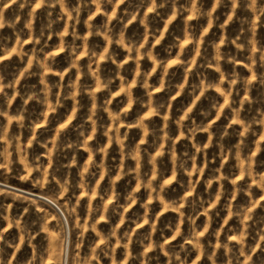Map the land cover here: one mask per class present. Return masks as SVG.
<instances>
[{
	"label": "rangeland",
	"instance_id": "374dc122",
	"mask_svg": "<svg viewBox=\"0 0 264 264\" xmlns=\"http://www.w3.org/2000/svg\"><path fill=\"white\" fill-rule=\"evenodd\" d=\"M216 2L177 0L176 4H172L169 0V3L160 7V0H103L101 11L96 12L94 5L82 6L76 19H73L75 14L69 15L64 9L70 11L77 0H30L22 12L16 3H11L5 9V19L20 15V20L15 30L9 25L0 28V89H3L0 91V136L4 137L0 139V149L13 136L19 137L22 148L27 149L25 154L14 151L8 145L11 163L7 164V169L3 167L7 161L0 158V181L12 186L0 185V188H4V191H0V213H3L0 215V245L11 264H31L33 259L38 264H61L57 259V241L62 236L67 237L68 264H78L77 257L90 260L91 264H140L137 255L150 256V264H168L166 252L178 248L181 243L185 244L181 258L186 257L187 264H213V261L215 264H227L232 259V253L239 252V244L232 238L238 236L240 231L248 234L244 238L245 246L239 264H249V257L252 264L264 262V232L260 231L264 227V125L253 122L264 119L261 116L264 113V11H261L264 9V0H222L213 8ZM153 4L157 7L153 8ZM181 6L184 11H180ZM194 9L211 11L212 23L209 24L210 18L207 16L193 15ZM29 19L33 24L31 31L25 28V22ZM142 19L147 20V30L141 23ZM49 20L54 21L53 29L46 30L45 35L36 41L40 28ZM89 23L98 27L108 23L112 31L105 37L91 31ZM73 24L80 33V38L75 40L78 64L85 68L89 63L93 68L98 64L100 82L111 79V93L107 89L97 88L93 75L87 71L78 72L74 66L64 72L62 83L65 87L53 88V96L49 98L48 104H55V93L63 96L72 81L81 86L71 89L77 93L75 100L70 97L64 99L54 111H48V105L27 98V93L42 87L40 76L43 69L36 63V55L43 58L47 53H53L51 66L54 71L44 75L49 83L61 81L59 73L68 68L74 58L68 47L59 48L61 33L65 43L72 44ZM188 24L191 25L190 30ZM21 29L24 31L18 36ZM121 31L124 32V42H135L139 52L130 53L118 42ZM189 35L194 37L196 44L188 38ZM222 39L224 43H221ZM215 44H220L221 70L225 74L235 71L240 77L233 85H229L227 80L221 84L224 90L230 89L227 99L232 107L224 104L225 97L217 88L204 87L206 84L218 83L220 79V71L213 66ZM237 44L243 47L238 49ZM36 49H42V52L36 53ZM105 49L108 51L105 52ZM89 50L97 52L93 61L88 59ZM145 50L150 51L156 59L164 60L168 67L166 75L160 65L144 54ZM134 56L139 57L141 69L151 71L155 68L150 77V83L153 84L151 94L155 101L167 103L168 107L164 111L150 112L155 104L147 103L149 97L139 82ZM228 56H232L234 61L228 62ZM249 57L253 60L250 61ZM29 60H32L31 64ZM173 60L176 63H171ZM118 64L122 68L118 69ZM118 70L124 81L116 75ZM161 79L169 87L160 88ZM84 87L96 90L97 102L111 99L107 107L111 111L126 110L127 116H123L117 125L108 111L99 110L94 118L98 124L108 127L97 128L93 132L91 122H85L86 117L92 114L93 101L82 90ZM126 87L132 89L134 97L130 107L127 106L125 93L121 91V88ZM213 104L215 108H212ZM233 107H241L239 122L232 111ZM210 108L211 115L205 118L202 112ZM44 112H47L46 118L42 115ZM18 115L23 118V125L13 118ZM141 117L151 129L147 134L136 124V120ZM178 119L182 121L179 126L175 123ZM209 120L211 124L207 130L198 131L195 137L189 139L187 135H180L181 131H186L185 125L208 124ZM250 122L251 129L245 132L243 125ZM61 124L64 125L62 129ZM81 126L85 129V138L90 137L88 147L83 146L84 138L79 136ZM117 126L125 148L129 151L139 150V162L122 153L116 140L110 139L113 127ZM226 127L228 134L221 137ZM209 132L213 133L211 144ZM165 133L175 139L177 156L183 158L185 152L189 156L195 153L196 167L203 171H192L189 178L186 172L178 170L172 177L174 166ZM70 141H78L80 146L71 149L56 146ZM193 142L202 145L203 150L197 152ZM238 144L239 149L235 147ZM97 146L104 147L105 152L89 151V148ZM49 149L51 157L48 155ZM237 150L240 152L239 157L235 155ZM21 155L26 156L27 167L21 161ZM89 155L95 160L103 158L107 165V174L103 177L95 166L90 168L86 176L97 195H92L88 188L75 187L80 180L79 172L83 170V164L90 163ZM73 157L76 163L67 167ZM151 157H155V165L151 163ZM37 158L47 171V176L34 167L33 162ZM137 163L142 174L141 182L145 173L152 178L155 168L157 183L168 181L159 195L164 201H179L178 207L184 212V216H181L175 208H165L163 202L154 196L150 201L152 214L149 219L158 227L153 231L152 239L143 243L144 234L152 231L149 223L140 222L137 227L135 224L130 225V219H135L143 212L141 202L148 199L149 193L143 186L137 190L138 199L124 213L127 219L123 223L119 215L111 212L115 201L107 199L108 195L119 193L118 199L124 203V197L136 187L138 181L132 174H126L114 183L112 178L119 171L135 168ZM191 164L189 160L190 170ZM189 179L196 182V188L192 191L187 187ZM57 180L60 183L68 180L72 187L64 192ZM208 181H211L210 185ZM17 188L43 197L27 194ZM216 193H220L218 200ZM104 194L107 195L101 200ZM199 198L209 202L216 200L208 214L199 207ZM193 199L197 200L196 208L199 210V215L195 217L196 230L202 233L199 249L194 246L189 235L192 224L188 217L193 214ZM105 204L109 209L107 213L103 211ZM93 207L101 211H90ZM102 215L104 219H101ZM92 224L96 225L95 230L90 226ZM169 224L173 226L172 230L164 227ZM115 225H119L118 234L129 230V227L133 229L132 239L127 241L128 248L125 249L123 243L116 244L113 238L114 254L105 255L101 251L97 258L93 248H103V235ZM177 225L181 234H174ZM205 225H208L207 231L204 230ZM80 232L84 233L82 240ZM216 232L219 236L213 235ZM210 240L211 246L208 244ZM157 241L164 243L165 248L148 247V244ZM226 241H230L231 251L223 247ZM213 252L215 255L210 259ZM129 253L132 254L130 259Z\"/></svg>",
	"mask_w": 264,
	"mask_h": 264
},
{
	"label": "clouds",
	"instance_id": "9594fccd",
	"mask_svg": "<svg viewBox=\"0 0 264 264\" xmlns=\"http://www.w3.org/2000/svg\"><path fill=\"white\" fill-rule=\"evenodd\" d=\"M53 2H56V0H53ZM222 0H217L216 4L213 5V8H215L219 3H221ZM11 3H16L18 5L19 10L22 12V10L25 8V6L27 4L30 3V0H0V28H2L4 25H9L11 26L14 30L16 28L17 22L20 20V15H16L15 18L13 19H5L4 17V12L5 9L8 8V6ZM103 3V0H77V3L75 4V6L69 11L68 8H65V12H69V15L75 14L73 16V19H76L79 17V14L81 12V7L82 6H93L95 7L96 12L101 11V5ZM169 3V0H160V7H163L165 4ZM172 4H176L177 0H171ZM62 7H64V5H61ZM157 7L156 4H153V8ZM235 7V5H234ZM180 11H184V8L181 6ZM261 11H264V9H261ZM93 15H95V12L92 13ZM175 14V13H173ZM112 15H115V9H113ZM193 15L195 16H199V15H204L209 17V24L212 23V12L209 10H200V9H194L193 10ZM109 20H111V16H109ZM141 23L144 25L145 29L147 30L149 25L147 23L146 19H142ZM53 24L54 21L49 20V22L42 26L39 30V35H37L35 37L36 41H39V39L45 35V31L46 30H52L53 29ZM89 29L97 34L103 35L105 37L108 36L109 33H111L112 29L109 26L108 23H105L102 26H96L94 24L89 23ZM73 30L71 32V36L73 39V43L72 44H66L65 41L63 40V33H61V43L59 45V48H64V47H68L70 49V54L74 57L71 62L68 65V68H65L62 72L59 73L60 77H61V81H57L55 83H49V81L47 80L46 76L44 75V73H48V72H52L54 71L52 65V61L54 59L53 53L49 52L46 55L43 56V58L40 57V55H36V63L43 69V72L41 73L40 76V80H41V85L42 87L37 91V90H33L30 93H27V98L28 100H32V99H36L38 100L40 103L48 105V111H54L56 106L62 104L64 99L67 98H72L73 100H75L77 93L75 91H72L71 89L73 88H80L81 86L76 82V81H72L69 83V85H67L68 91H66V93L61 96L60 93H55V97H56V101L55 104H48L49 98L51 96H53V88H61V87H65V85H63L62 83V78L64 76V72H67L69 68L72 67H76V70L78 72H84L87 71L89 72L91 75L94 76L95 80H96V87L99 89H107L109 93H111V88H110V84H111V79L105 80L103 83L100 82V77H99V72H98V68L99 65L97 64L96 68L92 67V64L89 63L86 68L82 67L78 64V57L75 56V54L78 51V47L75 45V40L80 38V33L77 32L75 30V24H73ZM124 27L126 28L127 25H124ZM223 27V25L221 26ZM25 28L29 31L32 30L33 28V24L32 21L26 20L25 22ZM187 28L190 30L191 25L188 24ZM103 29V31L101 30ZM68 29L66 28L65 31H67ZM207 28L204 29L205 32H207ZM24 30L21 29L20 33H17V35L19 36ZM187 34V33H186ZM161 35H163L161 33ZM189 39L193 40V43L196 44V40L194 39V37L192 35L188 36ZM86 39V38H85ZM124 32L121 31L119 33V43L121 45H123L124 48H126L130 53H136L139 52L140 49L136 46L135 42H129V43H125L124 42ZM185 43H187V40L185 41ZM221 43H224V40H221ZM243 46L240 44H237V48L240 49ZM215 48V54L213 57V66L217 69V71H220V79L218 83L212 84V85H204L205 88L211 86V87H215L217 88L218 91H221L223 96L225 97L224 99V104L225 105H229V107H232V105L229 104V101L227 99V97L230 94V89L229 90H224L223 88H221V84H223L225 82V80H227L229 85H233L237 82V80L240 79V77L238 76V74L233 71L231 73H227L225 74L222 70H221V60H222V53H221V49H220V44H215L214 45ZM6 50V49H5ZM15 50V49H14ZM36 53H40L42 52V49H36L35 50ZM108 50L105 49V52H107ZM169 51H171V49H169ZM197 53H199L200 49L199 47L196 48ZM84 53H81V55H83ZM145 55L149 56L150 59H152L154 61V63L156 65H160L161 66V70L163 71V73L166 75L167 71H168V67L165 64L164 60L162 59H156V57L148 50H145ZM97 56V52L89 50V55H88V59L89 61H93L94 58ZM109 57H111V54L109 53ZM103 58V57H102ZM179 58V54H177V59ZM134 59L136 60V64H137V76L140 78L139 82L141 84V86L146 90L149 99L147 100L148 105H153L155 104L154 107L150 108V112H161L164 111L168 105L165 101H155L154 98L152 97L151 94V88L153 87V84L150 83V77L153 75V73L155 72V68H153L151 71H146L143 70L139 67L140 64V59L139 57L134 56ZM228 62H233L234 58L232 56H228L227 58ZM249 60L252 61L253 58L249 57ZM29 63H32V60H29ZM171 63H176L175 60L171 61ZM187 63V62H186ZM251 66V65H250ZM118 69L122 68V65H117ZM23 74V73H22ZM117 76L120 77L121 81H124L125 78L123 76L120 75L119 70L116 73ZM0 79H2V77H0ZM136 81H134L135 83ZM159 86L160 88H166L169 87V85L166 83V81L164 79H161L159 81ZM180 87H183V85H181ZM84 92H86L92 99L93 103H92V109L91 115H88L86 117V121L85 122H91V127H92V131L95 132L97 130V128H107L108 126L105 124H98L97 119L94 118L96 116L97 111L99 110H105L108 111L109 116L116 122V124L118 125V123L120 122L121 118L123 116H127V111L126 110H121V111H111L107 106L111 104V99H105L102 103L97 102V92L95 89H92L91 87H84L82 89ZM0 91H3V89H0ZM121 91L125 93L126 97H127V106H131L134 103V97H133V93H132V89L130 87H126V88H121ZM195 91V89L193 90ZM5 95H7V93H4ZM199 97H197L198 99ZM27 103V101H25V104ZM193 103H195V101H193ZM233 103H235V101H233ZM216 105L213 104L212 108H215ZM26 111V109H25ZM233 113L235 114V118L237 119V121L239 122V117H240V113H241V107H233L232 108ZM6 114V113H5ZM42 115L46 118L47 117V112L42 113ZM202 115L207 118L211 115V108L208 110H205L202 112ZM217 115H219V113H217ZM261 116L264 117V113H261ZM15 120H17L21 125H23L24 120L21 116H15L13 117ZM72 117H69V119H71ZM253 122H257L260 123L261 125H264V119H260L259 121H253ZM35 123V122H33ZM175 123L179 126L182 124V121L180 119L176 120ZM243 123V122H241ZM251 123H245L244 129L245 132H247L248 130L251 129ZM136 124L140 126V128L143 130V132L145 134L149 133L151 131V129H149V127L147 126V124L145 123L143 117L139 118L136 120ZM211 124V120L208 121V124H203V125H199V124H193L191 127H188L185 125L186 131H181L180 135L181 136H185L187 135L189 139L195 137L196 133L198 131L201 130H207V128L209 127V125ZM38 126V125H37ZM64 127L63 124L60 125V128L62 129ZM6 131V130H5ZM107 134V133H105ZM228 134V128L226 127L223 132L221 133V137H223L224 135ZM243 135V134H242ZM79 136L83 139V146L84 147H88V140L89 138H85V129L83 128V126L80 127V131H79ZM165 136L167 138V140L169 141V148L168 151L171 154V159L173 162V171H172V177H174L176 175V172L178 170H182L184 172L187 173L188 177L191 178V174L192 171H203V169L201 168H197L196 164H195V160H196V154H192L191 156L188 155V153H184L183 154V158L177 156L176 153V145H175V139L171 136H168L167 133H165ZM212 136L213 133L209 132V144L212 143ZM0 139H4L3 136H0ZM110 139H115L116 142L120 145V149L122 153H125L128 156H132L134 157L137 162H139L140 160V155H139V150L137 151H129L125 148V144H124V139L123 137H121L120 135V129L119 127H113L112 129V136L110 137ZM178 139V137L176 138ZM8 145L12 146V149L14 151L17 152H22L25 153L27 152L26 148H22L20 142H19V137L17 136H13L11 137V139H9L6 142V145L0 149V158L4 159L7 161V163H5L3 165V167L5 169H7V164L11 163V161L8 159L9 156V147ZM57 148H78L80 146L78 141H70L64 145H56ZM193 146L194 148L197 150V152L203 150V146L200 144H196L195 142H193ZM237 149L240 148V145H236L235 146ZM90 152H97V153H101L103 154L105 152V148L104 147H99L97 146L96 148H89ZM49 157H51L52 153H51V149H49L48 152ZM235 155L237 157H239L240 152L237 150ZM123 159V156L121 157ZM20 159L22 162H24L25 167L28 166V162L26 160V156L25 155H21ZM191 160L192 164H191V170L189 169L188 166V161ZM88 161L89 162H85L83 164V170L79 172V176H80V180L77 182V184L75 185V187L77 189H83V188H88L89 191L92 193V195H97V193L95 192V190L92 189L91 185L88 183V180L86 178L87 174L90 171V168L92 166H95L96 169L99 170V175L101 177H103L104 175L107 174V165H106V161L101 158L100 160H95L92 158L91 155H89L88 157ZM76 160L73 157V159L71 160L70 164L67 165V167H71V165L75 164ZM151 163L153 165H155V157H151ZM34 167L43 171L44 175L47 176L48 173L45 169H43L42 164L40 163L39 159L37 158L34 162ZM126 174H132L135 179L138 181V183L136 184V187L133 188L131 191H129L127 193V195L124 197V203H120L118 197H119V193H114L113 195H108L107 199L109 201H115V204L112 206L111 208V212L113 214H117L120 216L121 218V223L124 222V219H127L124 216V213H126L128 211L129 208H131L132 203H135L136 200L138 199L137 196V190L143 186V188L145 189L146 192L149 193L148 195V199L146 201H142L141 202V208L143 209V212L140 213L139 215H137L135 217V219H130V225L131 224H135L137 227H139L140 222H145V223H149L150 228L152 229V231H148L147 233L144 234L143 239L141 240V243H143L145 240H151L152 236H153V231H155L158 227V225L153 221L150 220L149 217L151 216V204L150 201L155 197L159 198L162 202H163V206L165 208H175L176 211L180 212L181 216H184V212L181 211V209L178 207V203L179 201H164V198L162 196L159 195V193L161 191L164 190L165 186L167 185L168 181L165 180L163 183H157V181L155 180V177L157 176V172L155 170V168L152 171V178H149L148 174L145 173L144 175V179L141 182V171H140V167H139V163H137V166L135 168H129L126 171H119L116 173V175L112 178L113 183L116 180H119L122 176L126 175ZM172 177H169V179H171ZM53 179H56L55 176L52 177ZM215 179H220V177H214ZM0 183H3L2 181H0ZM57 183L60 184V188L63 189L64 192H67L68 189L70 187H72L71 184H69L68 180H64L63 183H60L59 180H57ZM209 185L211 184V181H208ZM189 191H192L196 188V182L192 181L191 179H189L188 181V185H187ZM0 191H4V188H0ZM63 194V193H61ZM82 194V193H81ZM104 195H101V200L104 199ZM220 193H216V200L219 199ZM216 200H211V202H209L208 200H205L204 198H199L198 203H199V207L203 210V212L205 214H208L209 212V208H211L213 206V204L216 203ZM129 201H131V203H129ZM55 203V201H53ZM196 204H197V200L193 199L191 201V205L193 208V214L190 215L188 217L189 221L192 224V231L189 233V235L192 237V240L194 242V246L196 248H201V243H200V236L202 235V233L198 232L197 229V225L195 224V217L197 215H199V210L196 208ZM205 204H207V207H205ZM59 207V205H57ZM66 208H68L67 205H65ZM69 211H72L71 208H68ZM90 211L92 212H97L99 213L101 211V209L99 208H90ZM103 211L105 213H107L109 211L108 209V205L105 204L103 206ZM241 213H237V215H239ZM0 215H3V213H0ZM101 218H105V216H101ZM94 230L96 229V225L92 224L90 225ZM165 228L172 230L173 226L171 224L169 225H165ZM247 227V226H246ZM118 229H119V225H115L113 226V228L105 235H103L102 240L104 242V246L103 248H100L99 246H96L95 248H93V251L96 253V257H99V253L102 251L104 252L105 255H110V254H114L115 249L112 247L113 244V238H115V243L116 244H121L123 243V246L125 249L128 248V243L127 241H130L132 239L131 236V232L133 231V229H131V227H129V230H125L123 232H119L118 234ZM204 230L207 231L208 230V225L204 226ZM260 231L264 232V227L260 228ZM174 234H181V229L179 227V225L175 226L174 228ZM248 233L246 231H240L239 235L236 237H233L232 239L236 240L239 244V252L238 253H232V259L229 260L227 262V264H239L240 261V254L243 253L244 251V246H245V236ZM213 235L215 236H219V233H213ZM84 233L80 232V238L81 240L83 239ZM161 236L163 237V231H161ZM2 238V237H0ZM264 238V237H262ZM66 236H62L58 241H57V259L58 261L61 262V264H68V261L66 259V254H67V244H66ZM4 243H8L7 241H4ZM209 246L212 245V241H208ZM149 248H153V247H158L160 249H164L165 248V244L164 243H160V242H156L155 244H148ZM223 247L225 249H230V241H226L223 244ZM185 248V244L181 243L179 245L178 248H173V249H169L166 252V255H168L169 257V261L168 264H187V258H181V253L184 251ZM131 253H129V259L131 258ZM215 255V252L212 253V256H210V259H212ZM139 261L140 264H150L151 262V257H142L140 255H137L136 257ZM78 261V264H91L90 260L87 259H81L79 257L76 258ZM0 264H11V262L6 259L5 257V253H4V248L2 245H0ZM31 264H38V262L33 259V261L31 262ZM213 264H215V262L213 261ZM249 264H252L251 262V258L249 257ZM261 264H264V262H261Z\"/></svg>",
	"mask_w": 264,
	"mask_h": 264
},
{
	"label": "water",
	"instance_id": "95a60500",
	"mask_svg": "<svg viewBox=\"0 0 264 264\" xmlns=\"http://www.w3.org/2000/svg\"><path fill=\"white\" fill-rule=\"evenodd\" d=\"M0 185L5 186V187H12V186L7 185V184H4V183H0ZM17 189H19V188H17ZM22 191L25 192V193H27V194L36 196V193L28 192L26 190H22ZM37 197H43V196H37Z\"/></svg>",
	"mask_w": 264,
	"mask_h": 264
},
{
	"label": "bare ground",
	"instance_id": "6f19581e",
	"mask_svg": "<svg viewBox=\"0 0 264 264\" xmlns=\"http://www.w3.org/2000/svg\"><path fill=\"white\" fill-rule=\"evenodd\" d=\"M18 190L22 191L23 189H20V188H19ZM37 196H41V195H39V194L36 193V197H37Z\"/></svg>",
	"mask_w": 264,
	"mask_h": 264
},
{
	"label": "snow or ice",
	"instance_id": "6c2138e0",
	"mask_svg": "<svg viewBox=\"0 0 264 264\" xmlns=\"http://www.w3.org/2000/svg\"><path fill=\"white\" fill-rule=\"evenodd\" d=\"M37 6H39V5H37ZM146 115H151V113H147ZM101 219H103V218H101Z\"/></svg>",
	"mask_w": 264,
	"mask_h": 264
}]
</instances>
